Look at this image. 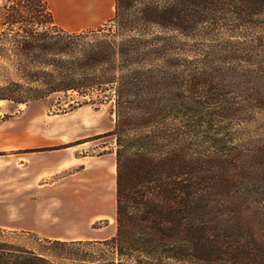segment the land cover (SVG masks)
Segmentation results:
<instances>
[{"label": "trees", "instance_id": "trees-1", "mask_svg": "<svg viewBox=\"0 0 264 264\" xmlns=\"http://www.w3.org/2000/svg\"><path fill=\"white\" fill-rule=\"evenodd\" d=\"M58 94L114 103L116 233L0 229V264H264V135L228 125L264 113V0H116L76 32L47 0H6L0 101Z\"/></svg>", "mask_w": 264, "mask_h": 264}, {"label": "crops", "instance_id": "crops-1", "mask_svg": "<svg viewBox=\"0 0 264 264\" xmlns=\"http://www.w3.org/2000/svg\"><path fill=\"white\" fill-rule=\"evenodd\" d=\"M4 1L0 0V31ZM47 1L56 24L70 32L97 29L115 13L116 0ZM35 114L0 122V229L48 240L109 238L74 237L73 223L56 217L54 202L60 195L62 208L74 206L77 182L92 192L90 206L96 209L93 222L106 217L109 210L116 212L114 154H77L88 141L54 143L43 133L44 121ZM56 146L62 147L53 149ZM59 173L62 177L57 180Z\"/></svg>", "mask_w": 264, "mask_h": 264}, {"label": "rangeland", "instance_id": "rangeland-1", "mask_svg": "<svg viewBox=\"0 0 264 264\" xmlns=\"http://www.w3.org/2000/svg\"><path fill=\"white\" fill-rule=\"evenodd\" d=\"M217 33L220 36L226 34L224 30H219ZM201 41L204 40L200 39L198 42ZM68 95L76 99H82L75 94H71V92ZM59 100L63 101L64 104L59 105ZM67 100H69V97L58 94L44 100L18 106L2 101L0 104V119L5 116H9L8 119H23L27 118L30 112H35V118L44 121L42 124L43 133L49 134L53 138L52 141L54 143H62L70 140H75L76 143L88 141V144L82 146L81 153L77 152V154L98 156L103 153H113L116 158L115 138L114 136L108 135L115 126L116 115L114 113L113 101L101 105H83L70 109L66 103ZM228 125L232 131L238 129L246 135L251 133L264 135V113L255 114L253 122L239 124V121L231 120L228 122ZM60 147L62 146H56L53 149H59ZM259 156L261 155L259 154ZM247 157L253 159L258 157V155L250 153L247 154ZM61 177L62 173H59L57 180H60ZM59 183L58 181V185ZM59 197L60 195H58L54 202V207L58 208V216L56 217L59 220L67 219L73 223L74 228L71 232L74 237L110 238L115 235V209L114 211L109 210L106 217L93 222V213L96 209L90 206L92 192L86 185H79L76 182L74 206L62 208ZM21 242L29 243L30 241L22 240Z\"/></svg>", "mask_w": 264, "mask_h": 264}, {"label": "bare ground", "instance_id": "bare-ground-1", "mask_svg": "<svg viewBox=\"0 0 264 264\" xmlns=\"http://www.w3.org/2000/svg\"><path fill=\"white\" fill-rule=\"evenodd\" d=\"M2 103V101H0V104Z\"/></svg>", "mask_w": 264, "mask_h": 264}]
</instances>
